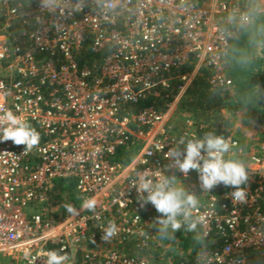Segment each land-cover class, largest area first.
Listing matches in <instances>:
<instances>
[{"label":"built area","instance_id":"2783aa9c","mask_svg":"<svg viewBox=\"0 0 264 264\" xmlns=\"http://www.w3.org/2000/svg\"><path fill=\"white\" fill-rule=\"evenodd\" d=\"M75 2L62 0L55 13L39 0L28 8L0 3V114L11 109L44 137L26 153L24 145L0 142V264H45L51 245L69 254L68 264H152L149 251L161 238L156 212L141 206L131 185L145 170L175 174L199 196L198 211L208 218L202 235H217L221 245L198 250L192 264H264V140L245 146L239 122L223 134L243 149L244 202L223 184L202 192L195 170L164 172L181 136L203 137L192 119L173 121L189 84L205 69L213 87L232 86L225 60L248 0H84L71 12ZM190 62L192 71L175 76ZM174 77L182 83L164 112L137 108ZM131 141L139 143L136 154L115 161ZM66 178L75 180L78 216L48 201L54 181ZM91 197L95 212L80 210ZM109 221L119 231L105 242Z\"/></svg>","mask_w":264,"mask_h":264},{"label":"clouds","instance_id":"9594fccd","mask_svg":"<svg viewBox=\"0 0 264 264\" xmlns=\"http://www.w3.org/2000/svg\"><path fill=\"white\" fill-rule=\"evenodd\" d=\"M40 8L50 13L61 9L62 0H39ZM85 6L84 0H76L71 5V12H79ZM113 3H106L105 7H113ZM264 0H248L247 11L239 17L242 28L252 31L253 42L256 37L264 38ZM232 24L237 17H227ZM54 27H59L57 23ZM245 56L241 63H247ZM41 135L23 116L17 115L11 109L0 114V142L11 140L15 145H24V152L31 151L40 143ZM243 149L231 137L217 135L209 131L203 137L181 136L175 147L167 152L170 163L165 166L164 172L172 169L182 172L185 177L191 170L198 173L200 189L210 193L215 187L223 184L232 187L231 198L237 202H244L247 197L249 175L246 163L240 158ZM136 188L141 206L151 203L160 214L155 219L157 231L161 238H171L182 228L188 232L197 233L203 230L208 223L206 214L199 212L200 199L196 192L178 183L175 174L152 173L150 170L137 173V179L131 184ZM146 194V195H145ZM98 201L95 197L87 198L80 210L95 212ZM71 216H78L79 210L70 204L65 205ZM102 240L107 242L118 234V226L109 221L107 228L102 229ZM93 243L95 241L93 240ZM63 253V254H62ZM45 264H68L70 256L64 249L50 250L46 253ZM29 264H33L32 261Z\"/></svg>","mask_w":264,"mask_h":264},{"label":"trees","instance_id":"16d2710c","mask_svg":"<svg viewBox=\"0 0 264 264\" xmlns=\"http://www.w3.org/2000/svg\"><path fill=\"white\" fill-rule=\"evenodd\" d=\"M25 8L31 7L35 0H15ZM264 21V17H261ZM247 57V63H241L242 58ZM192 62L184 65L176 71V74L192 71ZM227 76L232 80L229 89L213 87L209 83V72L201 70L195 79L186 88L180 97L173 114V121L180 126L183 118H191L200 136L212 131L217 135H223L226 131V122H220L218 117L223 108L229 113V118L243 110L262 128L264 136V38L256 37L253 42L252 31L239 27L236 35L231 39L228 54L225 60ZM181 80L174 77L169 80L165 88L160 89L159 96H148L142 100L137 108L154 106L158 112L166 110V103L172 101L179 91ZM43 135L37 125L30 123ZM264 140V137L261 141ZM138 141H131L115 155V161L126 162L138 151ZM48 201L51 205L78 204L79 198L75 189L73 178L57 179L47 191ZM157 217L160 215L157 210ZM171 238H160L159 245L149 251V260L152 264H192L198 250L207 248H219L221 240L217 235L203 236L202 230L197 233L181 229ZM51 250H59L51 245ZM63 254V253H62Z\"/></svg>","mask_w":264,"mask_h":264},{"label":"rangeland","instance_id":"374dc122","mask_svg":"<svg viewBox=\"0 0 264 264\" xmlns=\"http://www.w3.org/2000/svg\"><path fill=\"white\" fill-rule=\"evenodd\" d=\"M0 3H1V0H0ZM0 7H1V4H0ZM177 103L178 102H175V107H176ZM232 120L236 121V122H239V124L242 127V131L245 130L244 131L245 133L241 132V134H240V138H241V140H242V142L244 143L245 146L251 148L252 146L255 147L254 146L255 144L262 142L261 140L264 137L262 135V128L260 127L259 128L260 130L254 129L253 125L256 124V123L249 117V115L246 114V112H245L244 116L242 115L241 117L239 116V117H236V118H234ZM58 208H60V207H57V210H53L52 209V212L49 213V214H51L53 216V218L57 217V213L59 211ZM152 209L155 211V207L154 206L152 207Z\"/></svg>","mask_w":264,"mask_h":264},{"label":"crops","instance_id":"0c3cea01","mask_svg":"<svg viewBox=\"0 0 264 264\" xmlns=\"http://www.w3.org/2000/svg\"><path fill=\"white\" fill-rule=\"evenodd\" d=\"M224 113L225 112V119H223V118H221V116L219 115V117H218V119H219V121L220 122H226V132L228 131V130H230V129H232V126H233V124L236 122V121H233L232 119H234V118H236V117H241L242 115L244 116L245 115V112L243 111V110H239L238 111V113L236 114V115H232V117H230L229 118V111L226 109V108H223L222 109V111H221V113ZM220 113V114H221ZM191 119V118H190ZM225 132V133H226ZM54 208H56V207H54ZM58 214V213H57ZM157 216V215H156Z\"/></svg>","mask_w":264,"mask_h":264}]
</instances>
